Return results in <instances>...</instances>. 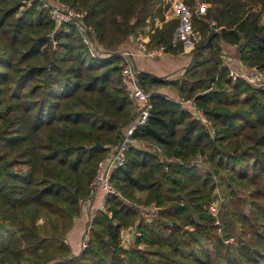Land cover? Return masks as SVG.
<instances>
[{
    "label": "trees",
    "instance_id": "trees-1",
    "mask_svg": "<svg viewBox=\"0 0 264 264\" xmlns=\"http://www.w3.org/2000/svg\"><path fill=\"white\" fill-rule=\"evenodd\" d=\"M28 1L21 13L27 1L0 0V264H264V90L229 78L222 51L235 46L244 66L264 70V0H202L210 7L192 15L201 38L184 73L167 79L139 71L153 106L134 137L154 149L131 147L112 174L118 194L106 196L78 255L66 235L98 162L141 107L122 83L118 48L149 20H164L170 4L60 0L86 11L113 54L98 60L74 25L57 27L39 0ZM195 2L184 0L192 9ZM182 23L165 20L150 44L181 53ZM162 87L194 98L215 133ZM199 153L210 171L192 163ZM220 172L227 201L218 226L208 205ZM143 207L153 212L146 217ZM131 229L140 235L132 231L126 247L123 232Z\"/></svg>",
    "mask_w": 264,
    "mask_h": 264
},
{
    "label": "built area",
    "instance_id": "built-area-1",
    "mask_svg": "<svg viewBox=\"0 0 264 264\" xmlns=\"http://www.w3.org/2000/svg\"><path fill=\"white\" fill-rule=\"evenodd\" d=\"M39 1L43 7L48 9L49 14L56 22L57 27L62 24H72L77 28L92 58L100 60L113 55L112 53L105 51L100 53L101 51L97 44L95 29L85 21L86 11L79 10L72 5L60 0ZM29 5H32V1L29 2ZM182 5L184 6L183 8L185 15L183 14L182 10H180L177 14L182 18L183 21L185 16L188 20L187 23L183 25L185 27L181 37L184 38V48L187 51H191L195 48L196 43L201 38L199 32L195 31L191 25L192 15L193 13L204 15L206 13V7L203 5V8L197 7L195 10L191 8L186 10V6L183 3ZM135 44L137 47L136 54L145 58L157 59L166 54V45H151L150 40L143 36L136 37ZM117 55L121 56L125 63L121 72L122 83L126 87L129 96L132 99L139 101L141 103V107L137 113V120L124 130L123 135L119 141L113 145L108 156L98 162L95 175L89 186L88 200L94 198L99 191H101L104 195V202L107 195L118 194V190L112 181V174L126 164L127 154L137 141V139L134 137V132L139 126L144 125L147 122L153 106L151 103V93L146 92L140 85L138 77L139 71L136 69V64L133 60V53L129 50H123L117 52ZM225 65L228 68V76L233 81L243 79L253 87L264 90L263 69L257 67L247 69L244 67H239L238 69H235L230 67L227 62ZM164 95L166 99L173 100L179 103L184 109L191 111L196 119L200 120L211 129L212 134L215 133V128L212 121L207 118L203 111L198 107L194 98H174L167 93H164ZM169 161L181 162L179 158L175 157L169 158ZM201 162L202 158L199 156L193 161V164L199 166ZM214 177L216 178V175ZM209 209L214 215H217L219 211L218 201H212L209 205ZM90 230L91 226L89 225L82 241L83 249L87 247L90 240ZM135 234L138 236L140 235L139 232H135ZM51 264L57 263L52 262Z\"/></svg>",
    "mask_w": 264,
    "mask_h": 264
},
{
    "label": "crops",
    "instance_id": "crops-1",
    "mask_svg": "<svg viewBox=\"0 0 264 264\" xmlns=\"http://www.w3.org/2000/svg\"><path fill=\"white\" fill-rule=\"evenodd\" d=\"M175 16L178 17V14H175ZM158 24L159 23H157V25ZM148 25L145 26L144 28H139L135 33V35L143 36L150 40L151 33L154 32L156 27H160V26L149 27ZM184 27L185 26H183L182 23V27H181L182 29L180 28L179 32L177 33L179 36H182ZM126 48H127L126 50H129L130 52L133 53V60L139 69L138 71H142V70L150 71L152 73H155L156 75H159L167 79L179 78L184 73L185 68L189 65V63L192 60V55H191L192 50L187 51L184 48V45H183V51L181 53L177 55H174L172 53H167L164 56L157 59H149L136 54L137 47L135 42L133 44L130 43L128 46H126ZM240 67H244L245 69L248 68L244 66L242 62L240 64ZM161 91L167 93L168 95L174 98L180 97L176 92L172 91L169 88H163V90ZM104 203H105L104 195L102 193H100V195L98 194L97 196H95L90 200L87 199L86 201L82 202L81 213L75 219L73 228L66 235L67 242L69 243L72 253L74 255L80 254V252L83 250L82 241L84 238V234L88 226L92 222V219L96 214V212L98 210L104 209L105 207ZM132 231L133 230L131 229L123 232V244L126 247L128 246V244L133 242Z\"/></svg>",
    "mask_w": 264,
    "mask_h": 264
},
{
    "label": "rangeland",
    "instance_id": "rangeland-1",
    "mask_svg": "<svg viewBox=\"0 0 264 264\" xmlns=\"http://www.w3.org/2000/svg\"><path fill=\"white\" fill-rule=\"evenodd\" d=\"M24 1H27L25 4H24V6L21 8V13L27 8V7H29L30 5H29V2L30 1H28V0H24ZM196 2H195V4H194V6H193V9L195 10L197 7L199 8V7H201V8H203V5L206 7V9L207 8H209L210 7V3H207V2H203L202 0H195ZM167 2L170 4V7H169V9L168 10H166L165 11V19L164 20H161V18L160 17H156V19H155V22H153V20H149L148 21V26L149 27H151V26H161L163 23H164V21L165 20H171L172 18H175L176 16H175V14H177L180 10H182L183 11V14H184V6L182 5V3L184 4V0H167ZM185 5V4H184ZM41 6H42V8H44L46 11H47V13H48V16L52 19V17L50 16V14H49V11H48V9L47 8H45V7H43V5L41 4ZM186 6V5H185ZM190 7H188V6H186V10L187 9H189ZM192 9V8H191ZM185 15V14H184ZM212 19H214L213 17H211L210 18V20L209 21H211V26H215V24H217V20L216 19H214V20H212ZM187 17L185 16V19H184V21H183V25H185L186 23H187ZM157 23H159L158 25H157ZM182 29V28H181ZM218 30H219V27L217 28ZM134 35V36H133ZM133 35H131V36H129L128 37V39H127V41L126 42H124V44H122V46H120V48H118V50L119 51H123V50H126L127 48H126V46H128L130 43L131 44H133L134 42H135V38L136 37H138L139 35H135V33L133 34ZM143 35V34H142ZM133 38V39H132ZM133 40H134V42H133ZM97 44H98V46H99V49H100V53H102V51L104 52V51H107L106 49H105V47L104 46H102L100 43H99V41L97 40ZM126 45V46H125ZM222 51L224 52L223 54L224 55H226V59L224 60L225 61V64H226V62H227V64H229L230 65V67H232V68H235V69H238L239 67H240V64H241V61L238 59V57H237V55H236V47L235 46H232V45H228V44H224V46H223V48H222ZM249 68V67H248ZM252 68V67H251ZM160 90V92H161V90H163V87H162V89L160 88L159 89ZM158 90V91H159ZM181 97V96H180ZM134 146H138V147H140V148H144V149H147V148H149V147H151V149L153 150L154 148H152V146H151V143L150 142H148V141H139V140H137L136 142H135V145ZM155 151H159V150H157V148H155ZM199 156H201V158H202V162H201V164L199 165L200 166V168H204V169H206L207 171H210L211 170V167H210V165L207 163V156L206 155H204V154H201V153H199L193 160H192V163H193V161L197 158V157H199ZM166 161V160H165ZM223 177H224V174L222 173V172H220V173H217V177L214 179V181L215 182H217V183H215L216 184V198H214L212 201H218V204H219V211H218V213H217V215H215V216H217V220L215 221V223H216V225H218V226H221V219H220V216L223 214L222 213V211L223 210H225V203H226V197H225V194H224V186H225V184H223ZM223 185H222V184ZM211 201V202H212ZM210 202V203H211ZM210 203H209V205H210ZM209 205H208V208H209ZM220 209H221V211H220ZM141 210H142V212H143V214H144V216H146V217H148L149 215L148 214H151L152 212H153V209L152 208H150V207H143V208H141ZM219 212H220V214H219ZM133 230V229H132ZM134 232H135V230H133ZM219 231H221V228H219ZM230 241L232 242L233 241V238H230Z\"/></svg>",
    "mask_w": 264,
    "mask_h": 264
}]
</instances>
